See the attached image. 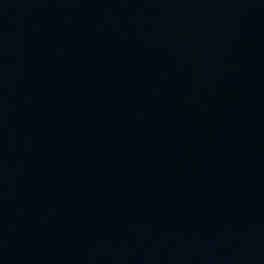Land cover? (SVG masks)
I'll return each mask as SVG.
<instances>
[{"label": "water", "instance_id": "1", "mask_svg": "<svg viewBox=\"0 0 264 264\" xmlns=\"http://www.w3.org/2000/svg\"><path fill=\"white\" fill-rule=\"evenodd\" d=\"M0 264H264V0H0Z\"/></svg>", "mask_w": 264, "mask_h": 264}]
</instances>
